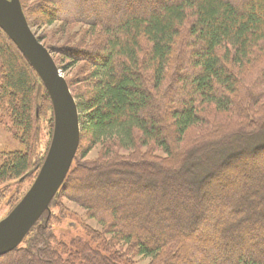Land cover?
Wrapping results in <instances>:
<instances>
[{
    "label": "trees",
    "instance_id": "obj_1",
    "mask_svg": "<svg viewBox=\"0 0 264 264\" xmlns=\"http://www.w3.org/2000/svg\"><path fill=\"white\" fill-rule=\"evenodd\" d=\"M41 2L59 8L46 24L87 29V47L64 48L88 69L68 83L80 142L57 197L100 231L59 241L46 211L0 264H264V0ZM36 109L49 97L0 30V124L22 145L0 185L37 161Z\"/></svg>",
    "mask_w": 264,
    "mask_h": 264
},
{
    "label": "water",
    "instance_id": "obj_2",
    "mask_svg": "<svg viewBox=\"0 0 264 264\" xmlns=\"http://www.w3.org/2000/svg\"><path fill=\"white\" fill-rule=\"evenodd\" d=\"M0 30L29 63L45 89L53 130L45 159L31 186L0 220V257L16 249L49 209L70 170L80 142L79 115L62 73L49 51L32 33L19 0H0Z\"/></svg>",
    "mask_w": 264,
    "mask_h": 264
},
{
    "label": "rangeland",
    "instance_id": "obj_3",
    "mask_svg": "<svg viewBox=\"0 0 264 264\" xmlns=\"http://www.w3.org/2000/svg\"><path fill=\"white\" fill-rule=\"evenodd\" d=\"M19 2L20 5L21 3L23 4L28 12L30 24L28 23L27 18H25L32 33L36 38L41 39L39 41L51 54V57L62 73L67 85L68 83H71L72 89H83V78L87 73L88 65L83 59H81L82 57L78 59L69 58L66 55L64 48L75 47L82 49L89 45V41L85 39L86 36L81 34L82 31L87 30L85 25L77 23L64 24L63 20L56 21L50 25L46 24V17H44L46 15L42 12L45 10L41 9L44 7L51 8L52 6L56 10L59 9L57 4L53 2L52 4H42V2L38 3V0H19ZM69 6L71 7V5ZM21 8H23L22 5ZM72 11L73 10H63L62 12H64V15L61 14V17L66 18V16ZM65 13L68 14L66 15ZM69 20H71V18H69ZM37 111L38 110L36 109L35 132L37 133V137L35 155L37 161L34 165L37 166L39 164L41 166L45 159L52 136L53 127L51 128V124L53 125V114L49 111L47 113L43 112V115L39 116ZM51 116L52 123L50 122ZM9 130V128L0 124V158L4 157V155H2L4 153H10L14 150L22 149L20 141L15 139ZM98 150L99 147L92 149L87 154L86 159L92 160L96 158ZM157 153L161 155L160 152ZM38 158H43L42 163H39ZM34 165L20 180L0 185V220L6 217L11 211V206L21 199L31 186L37 174ZM47 213L49 214V218H47L49 220L48 225L50 231L59 241L69 243L71 239L77 237L86 239L87 233L100 231V227L96 222L87 218L84 210L67 199H61L59 196L57 197V194L50 202ZM126 249L127 247H124L122 250L126 252ZM126 258L129 264H149L148 258L135 254H128Z\"/></svg>",
    "mask_w": 264,
    "mask_h": 264
}]
</instances>
